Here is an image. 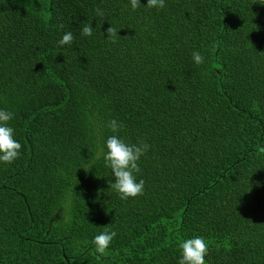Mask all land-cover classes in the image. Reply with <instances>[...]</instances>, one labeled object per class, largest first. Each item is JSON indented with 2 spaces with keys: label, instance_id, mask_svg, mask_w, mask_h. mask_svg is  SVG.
Listing matches in <instances>:
<instances>
[{
  "label": "trees",
  "instance_id": "trees-1",
  "mask_svg": "<svg viewBox=\"0 0 264 264\" xmlns=\"http://www.w3.org/2000/svg\"><path fill=\"white\" fill-rule=\"evenodd\" d=\"M140 2L0 0V109L22 145L0 162V264H179L196 236L206 264H264L262 0ZM111 119L150 145L141 196L110 186Z\"/></svg>",
  "mask_w": 264,
  "mask_h": 264
},
{
  "label": "clouds",
  "instance_id": "clouds-1",
  "mask_svg": "<svg viewBox=\"0 0 264 264\" xmlns=\"http://www.w3.org/2000/svg\"><path fill=\"white\" fill-rule=\"evenodd\" d=\"M130 3L132 10L139 8L141 5L140 0H130ZM260 4L264 5V0ZM146 7L157 8L158 10L163 9L165 7V0H147ZM95 11L99 16L104 15L100 8H97ZM58 27L63 28V25L61 24ZM105 31L107 39L115 43L118 29L111 25ZM92 34V25H84L81 35L91 36ZM73 41V34L66 32L57 41V44L59 46L69 45ZM192 57L196 64L204 63V57L199 52H193ZM13 118L14 113L0 109V162H4L5 164H11L18 159L22 148L21 143L14 138V128L9 126V122ZM107 126L114 133L107 138L105 145L106 152L103 154L105 165L111 168L115 177V182H110V186L122 200L143 195L145 181L140 179L137 182L136 174L141 172L138 162L147 153L150 145L143 141L137 144H129L123 138L115 135V133H118L123 128V124L116 119H111ZM116 235L117 233L114 230H106L94 237L93 244L100 256L107 254V250ZM179 249L181 252L179 264H206L205 257L209 254V245L202 236L183 240L179 244Z\"/></svg>",
  "mask_w": 264,
  "mask_h": 264
}]
</instances>
